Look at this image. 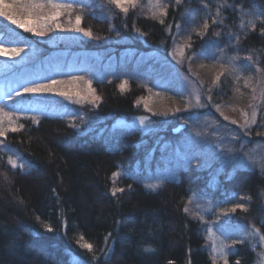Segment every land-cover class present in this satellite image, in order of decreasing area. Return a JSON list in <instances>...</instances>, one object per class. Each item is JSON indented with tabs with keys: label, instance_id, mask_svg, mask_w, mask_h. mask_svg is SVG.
I'll use <instances>...</instances> for the list:
<instances>
[{
	"label": "trees",
	"instance_id": "16d2710c",
	"mask_svg": "<svg viewBox=\"0 0 264 264\" xmlns=\"http://www.w3.org/2000/svg\"><path fill=\"white\" fill-rule=\"evenodd\" d=\"M65 2L73 3V24L81 15L80 27L91 30V36L77 43L64 37L72 30L67 14L60 17L67 30L54 28L45 36L0 16V46L23 49L19 56L0 55V84L10 83L0 93V106L19 117L13 126L23 125L0 137V264H74L73 256L79 264H213L207 236L211 217L201 221L192 191L209 197L213 210L242 203L247 210L230 212L229 223L254 225L264 233V171L238 168L214 183L210 171L185 165L176 178L152 190L113 174L121 166L133 170L137 164L146 172V156L153 148L148 165L163 167L157 160L160 145L175 141L181 132L175 133V127L148 132L111 128L119 119L143 114L141 100L150 92L163 96L175 91L156 80L157 72L146 69L151 59L140 63L146 49L168 56L176 44L191 43L185 62L193 67L191 76L203 79L201 89L216 99L233 94L243 77L264 64V0H160L167 16L155 18L148 0H136L127 14L109 0ZM224 4L230 7H222L217 17V6ZM128 48H134L133 55L123 54ZM90 52L101 59L69 64L67 57L78 54L80 61ZM233 56L239 57L234 66L229 64ZM217 68L224 75L213 84ZM80 77L91 78L99 97L95 107L59 110L48 104L32 109L30 103L39 101L64 104L47 93L16 95L26 83ZM185 116L187 111L170 115V125ZM6 154L24 167H13ZM118 188L124 191L113 195ZM224 223L215 224L226 228ZM81 236L93 245L92 252L77 243ZM229 249L230 264L256 262V251L246 241L237 240Z\"/></svg>",
	"mask_w": 264,
	"mask_h": 264
},
{
	"label": "rangeland",
	"instance_id": "374dc122",
	"mask_svg": "<svg viewBox=\"0 0 264 264\" xmlns=\"http://www.w3.org/2000/svg\"><path fill=\"white\" fill-rule=\"evenodd\" d=\"M63 36L74 43H77L81 38L89 37L83 32L75 30H69ZM181 46V44H176L173 47L176 50L175 54L174 49H172L168 56L160 55L156 49H146V52H143L142 61H140L141 63L147 61V59H151L152 65L146 69L150 73L157 72L156 80L162 83V85L169 86L173 90L175 89V91L172 90L174 93L172 95L160 96L155 92H150L149 95L141 100V111L146 113L143 112V114L139 113L119 119L111 128H140L142 131L148 132L156 129V127L172 129L180 123H188L187 127L180 131L181 134L175 141L165 140L160 145L157 153V160L163 164L161 165L163 167L158 168L157 166V169H152L150 165H148L155 154L153 148L146 156L147 162L144 164L146 172L141 171L140 168L137 167V164L133 170L121 166L116 173L122 172L123 175L131 177L146 187L148 184L158 182L161 186L165 180L176 178L180 172V168L185 165L199 169V171H210L208 175L211 174V181L214 183L223 180L221 175L225 173L227 177L230 178L238 168L242 169L243 167H249L264 171L259 163L253 164L252 160L249 158L254 155L257 160H259L261 152L264 151V99L261 98V90L264 89V64H262L261 68H257L256 72H252L248 74V76L246 75L243 77L240 86H238L237 90L228 98L217 97L216 99L201 89L203 83L202 78L196 79L197 77L194 78V76L190 75L192 72H190L189 69L192 71L193 67L185 62V60H187L185 58V49L183 61L178 62L181 60L179 56V48ZM134 51V48H128L123 54L125 53V55L131 56ZM78 57H80L78 54L67 57L70 62L69 64L71 66L79 65V62L83 61V58L84 62L90 57H96L98 60L101 59L100 56L95 55L93 52H90V54L84 53L80 61ZM184 65L185 68H183ZM217 72L220 73L221 70L218 69ZM71 81L72 80L65 81V84L58 85L57 87L72 93L79 91L81 95H87L88 99L86 102L77 103L75 96L73 99H68L57 93H47L48 97L56 99V101H59V104L62 103L64 106H59L54 102L42 103L39 101L34 105L30 103V108L34 109L36 106L39 107L48 104L59 110L61 108H67L68 106H70V109L73 108L74 110L85 105H92L95 107L98 100L92 102L93 94L89 92L88 84L89 81L92 83L91 78L80 77L77 78L74 83H70ZM246 81L250 83L246 84ZM258 81L260 83H258ZM9 85L10 83L8 82L1 83L0 93H3L4 87ZM90 87L93 89L92 84ZM253 88H256L255 95L257 96V100L255 101L252 99ZM196 95L200 96V104L203 105L202 107L196 105ZM177 96L179 97L177 98ZM209 97H211V100L208 99ZM250 104L259 105L256 108V123L253 124L250 129H241L240 125L244 123V116L242 113L247 112L249 118H251L253 107H250ZM217 105H219V109H217ZM177 108L180 109L179 112L174 111ZM194 109H196V112L190 113V111ZM199 110L204 111L200 112ZM186 111L188 116H185V120L178 124L170 125V115H176L182 112L185 113ZM188 113H190V115ZM152 116H156L155 119ZM224 117H228V119L225 120ZM141 119L144 121L143 124L140 122ZM232 121H236V123H232ZM258 145L261 147L257 149L256 153H253L252 150L257 148ZM6 157L9 160L11 156L6 154ZM11 158L16 161L17 165H20L18 159L14 157ZM118 176L120 175H115V177ZM190 194L193 199V205H195L198 213L205 219L211 217V221L208 219L207 221L208 228H212L213 232L212 234L208 232L207 236L211 241L212 250L214 251V246L216 248L213 255L215 264H224L225 258L228 264H230L227 255H229V248L233 245V241L235 240L240 242L246 241L250 244L257 254L254 264H261L260 254L264 253V242L260 241L258 237L255 239L246 237V233L251 230L252 225L243 227L240 223L230 224L231 214L228 213L227 216L221 215L225 208L222 210H213L214 205L209 197L196 191H192ZM230 208L231 207H228V209ZM217 216H220L219 220H217ZM219 222H226L224 223L226 225V228L224 227L226 229L224 235H221L220 231H218L221 226H217L216 224ZM260 234L264 235L261 231ZM231 237L233 238L232 240ZM221 240H223V245L221 244ZM224 246H226L225 255L222 256L219 249ZM76 258L77 257L73 256V261ZM79 262H81L80 259Z\"/></svg>",
	"mask_w": 264,
	"mask_h": 264
},
{
	"label": "snow or ice",
	"instance_id": "6c2138e0",
	"mask_svg": "<svg viewBox=\"0 0 264 264\" xmlns=\"http://www.w3.org/2000/svg\"><path fill=\"white\" fill-rule=\"evenodd\" d=\"M109 3L115 5L116 8L120 9L124 14H127L129 11V7L135 8L137 6L136 0H109ZM149 6L154 9L152 11V16L155 18L158 15L162 16H167V10L166 6L162 5L160 3V0H148ZM176 3L179 4L181 3V0H176ZM206 7V6H205ZM222 7H230L227 4L224 5H218L217 10H216V16L218 17L220 15V11ZM241 12L243 13L242 8H240ZM74 11L73 8V3L72 2H65V0H11V2H6V0H0V16L7 18V20L11 21L13 24L18 25V27L23 28L27 32H31L35 35L39 36H45L47 32L52 31L54 28L55 29H61V30H67L65 28V25L60 22V17L65 16L67 14L68 20L67 24L68 26L75 31L83 32L85 35L91 36V30H85L84 28L80 27L81 21H82V16L81 15H76L75 16V23L73 24L72 19H71V14ZM164 21L161 19L160 23H163ZM217 20L214 18L213 23H216ZM250 24L253 28L255 27V23L252 20H249L247 22ZM245 22L241 20L240 27L244 28ZM209 27L208 20L205 18L203 28L205 31H207ZM177 32H179L180 25H176ZM169 31H171V26H169ZM197 35H203V33L197 32ZM219 35V34H217ZM191 37H189L190 40ZM238 39V37H237ZM191 43H186L185 45L181 46L179 48V56L181 57V60L178 62L183 61L184 57V49L185 48H191ZM23 51L22 48H12V49H5L3 46H0V55H12V56H19V54ZM176 50L174 49V54ZM191 59V58H189ZM239 57L233 56L229 59V64L234 66V62L238 60ZM249 61L252 60V57L249 56L247 57ZM191 71V69H189ZM259 71V69H258ZM224 75V71H221L213 80V84H216L219 80L220 77ZM77 78H72V81L70 83H74ZM239 79V77H237ZM65 81H60V80H49L47 83H26L22 87L21 92H16L17 96H20L22 94H43V93H57L60 96H64L68 99H73L75 96L76 102L77 103H83L86 102L88 97L87 95H81L79 91H76L75 93H72L68 90H64L63 88L57 87L58 85L65 84ZM126 83V82H125ZM250 83L249 81H246V84ZM258 83H260L258 81ZM89 84V92L92 93V102H95L96 100L99 99V97L94 95L95 90L91 89L90 85L91 82H88ZM123 88L124 85H121ZM253 91V96L252 99L255 101L257 100V96L255 95L256 93V88L252 89ZM261 98L264 99V89L261 90ZM9 99H11V96H9ZM211 100V97L208 98ZM195 101L196 105L202 107L203 105L200 104V96L196 95L195 96ZM259 105H251L250 107H253V111L251 113V118H249L247 112H243L244 116V123L240 125L241 129H250V127L256 123L257 119V110L256 108ZM217 109H219V105L216 106ZM174 111L179 112L180 109L177 108ZM166 114V113H165ZM18 116H14L13 113L7 112L4 110V107L0 106V137H6V134L9 130L11 131H17L19 128H22L23 125L20 124L18 126H13L16 124V120H18ZM225 120L228 119V117H224ZM141 124H143V119H141ZM232 123H236V121H232ZM7 124V127L5 126ZM0 143H3V141H0ZM261 146H257V148H254L252 150L253 153L257 152V149L260 148ZM252 160V163H259L261 168L264 169V151L261 152L259 156V160L252 155L249 157ZM9 163L13 167H21L23 168L24 165L20 164L17 165L16 161H14L11 157H9ZM115 175H123V173H114ZM146 187L150 189H157L160 187V183H153V184H148ZM117 191H124L122 188L118 189H113V195ZM195 195V194H193ZM191 200V197H190ZM237 209H241L246 211L247 209L244 208V205L242 203L236 204L230 209H225L221 213V215L227 216L228 213H234L237 211ZM188 207L186 206L184 208L185 212H188ZM211 210V209H209ZM201 221H203V216L199 217ZM220 219V216H217V220ZM48 230L51 231V227H48ZM220 231L221 235H224L226 232V229L222 226L221 228L218 229ZM208 232L212 234L213 230L212 228H208ZM246 237H252L253 239L259 238L260 241L264 242V235L260 234L259 229H257L254 225L251 226V230L246 233ZM83 241V243H81ZM77 243L80 244L81 247L87 249L89 252L93 251V245L91 243H88L87 241H84L83 236H81L78 240ZM236 241H233V244H235ZM221 244L223 245V240H221ZM225 247H221L219 249L220 254L223 256L225 255ZM214 251H216V248L214 246ZM261 255V264H264V253L260 254ZM95 259V256H94ZM74 264H79V259L76 258L74 260ZM213 264H215V261H213ZM224 264H228L227 259L225 258ZM236 264H239V261L236 262Z\"/></svg>",
	"mask_w": 264,
	"mask_h": 264
},
{
	"label": "water",
	"instance_id": "95a60500",
	"mask_svg": "<svg viewBox=\"0 0 264 264\" xmlns=\"http://www.w3.org/2000/svg\"><path fill=\"white\" fill-rule=\"evenodd\" d=\"M186 127V123H180L179 125H177L174 129H173V131L175 132V133H178L179 131H181L182 129H184Z\"/></svg>",
	"mask_w": 264,
	"mask_h": 264
}]
</instances>
